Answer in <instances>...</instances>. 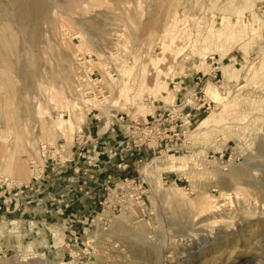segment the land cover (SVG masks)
I'll use <instances>...</instances> for the list:
<instances>
[{"label": "rangeland", "instance_id": "obj_1", "mask_svg": "<svg viewBox=\"0 0 264 264\" xmlns=\"http://www.w3.org/2000/svg\"><path fill=\"white\" fill-rule=\"evenodd\" d=\"M96 1L98 3L90 6L87 13L85 8L89 6L85 3V7L80 6L73 11L76 22L72 21L70 33L79 30L78 26L81 30L83 26L95 37L106 34V46L95 45V49L85 41H79L78 37L64 35L68 42L64 48L62 46V52L68 59V70H65L60 61V36L44 34L45 81L56 88L63 87L67 99L74 103L76 101L75 105H78L70 112L73 114V127L68 128L67 124L64 130H60L55 126V121H58L62 113L64 118L69 119L70 113L61 112L62 107L55 101L43 98L41 108L45 116L42 113L38 115L39 118L32 112L28 122L29 133L24 137L27 143V139H33L34 142L27 144L26 148L29 159L27 171L33 173L31 180L23 183L21 177L17 176H9L12 180L2 178L0 172L1 194L6 195L8 200L12 198L18 207L27 211L23 215L15 212L6 216L0 210V264H29L36 259L37 263L47 260L54 264H96L101 255L108 252L109 244L119 246L122 242L115 235L93 236L101 229L102 223L105 228L108 227L106 231H109L115 217L125 219L129 226L136 225L140 233L151 242H159L160 237L169 232L166 249L169 264H202L210 254L209 249L212 248V251L221 246L222 241L225 245L229 244L227 251L237 253L236 250L243 247L244 241L251 240H248L251 235L244 228H236L232 224L240 222L244 209L257 211L260 214L256 213L255 217L259 215L264 218V156L257 152L258 143L264 135V0H178L177 4L170 0ZM0 3H8V0H0ZM106 5H109L112 13L106 11ZM113 12L120 15L118 20H113ZM166 14L169 17L162 24L160 21ZM149 22H155L156 27L149 33L151 35L147 34L145 27ZM115 30L123 33L119 41ZM165 32L172 38L167 48L163 46ZM159 37H163L162 40ZM78 45L95 56L94 61L98 64L90 63L93 68L100 72L104 69H101L102 64L112 68V77L105 80L109 92L103 100L105 103L91 102L100 115L109 118V125L115 122L117 113H125L129 117L138 116L145 121L151 109L159 105H175V100L181 102L184 99V87L188 91H193L195 87L196 90L203 88L211 107L201 111L199 118L192 119L187 126L184 143L191 146V152L181 151L173 155L167 151H147L142 158H137L135 166L123 170L124 175L110 184L109 197L106 195L103 199L107 203L83 219L82 224L74 227L71 221L74 218L59 222L47 216L42 209L46 202L44 194H36L34 185L48 172L51 163L65 161L69 157L75 134L82 130L87 120V111L78 109L84 103H80L76 94V71H72L75 69L74 54L80 49ZM101 49L105 55L100 57L98 54ZM114 50L117 55L111 59L109 54L116 52ZM148 56L159 62L158 71L163 74L161 81L165 89L162 88L159 94L148 91L149 78L143 69ZM212 60L219 62L222 69L214 79L208 75ZM66 71L72 76L71 88H66L64 84ZM6 74L0 75V86L8 91L10 109L13 111L17 106L22 109L19 120L23 124L24 102H20L22 95L17 92L22 84L7 77L9 73ZM199 75L205 76H202V83L196 86L193 78ZM121 87L124 89L120 94ZM34 91H37L36 87ZM139 93H143V96H139ZM185 96L192 98H189L191 105H196L195 90ZM28 98L34 105L32 95ZM206 118L207 121L199 125ZM40 121L44 124L42 128L49 129V133L43 134ZM213 153H216V158L210 156ZM223 153L226 154L225 160L220 158ZM230 154L232 158L228 160ZM32 158L35 160L31 162ZM176 161L182 167L173 171L175 168H171L170 164ZM232 162L237 168L249 169L257 188L236 183L233 185L236 187L229 190L220 178L229 176V164ZM131 168L136 170V175L131 176ZM234 188L239 191L231 200L226 193H231ZM156 189L165 195L157 201L153 195ZM207 203L216 205V210L209 212ZM104 211L107 214L103 215V220H98L97 217L101 218L100 214ZM14 221L21 222L22 227L11 226ZM173 221L179 225H174ZM233 231L237 233L233 236L238 239L230 234ZM237 231H241V234ZM263 234L264 230L256 237L258 240L253 236L254 240L250 242L254 245L264 243ZM212 243L217 245L213 246ZM259 253L246 255L241 263L264 264V247Z\"/></svg>", "mask_w": 264, "mask_h": 264}, {"label": "bare ground", "instance_id": "obj_2", "mask_svg": "<svg viewBox=\"0 0 264 264\" xmlns=\"http://www.w3.org/2000/svg\"><path fill=\"white\" fill-rule=\"evenodd\" d=\"M170 1L173 4H177L176 2H178V0H170ZM84 3L86 4V6L87 5L89 6V7L85 8L86 13H87L90 6L93 7V6H95V3H98V2L96 0H8V3H0V75L6 76L7 75L6 73H9L10 75H8L7 77H11L16 82L22 84V86H20L21 87L20 90L17 92L22 95V100H20V102L21 101L24 102V108H23L22 114L24 116V121H25L22 124V122L19 120V118H21L20 114L22 112V109H20V106H17L13 111L10 109V105L8 103L11 102V99L8 97V91H6V88H4L3 86H0V172L2 174V178H10L9 176H11V177L13 176V178H14V176H17L19 178L21 177V180L24 181L23 183H27L29 180H31L33 173H29L27 171V161L29 159H28V154L26 152L27 151L26 148H27V144H31L34 142H33V139H27L28 140V143H27L26 139L24 137H25L26 133H29L28 122L32 116V112H35L36 115L38 116V115H41L43 113L42 111H44L41 108L43 98L46 97V98H49L50 100L55 101V103L58 106L62 107L61 112L68 111V114L72 111V109H74L75 106L78 105V104L75 105L76 101L74 103L71 100L67 99V97L65 96V93H64L65 89L63 87H62V89H59V88H56V86L49 85L45 81V78H47V75L45 72L46 61L43 58V55L45 53L44 48H43L44 34H49L50 36L51 35H53V36L59 35L60 36V38H59L60 40L58 42L59 51L61 53L60 54V58H61L60 61L63 63L65 70H68L66 68L68 59L66 58L67 55L65 56L64 52H62L63 51L62 46L64 48V45L68 43L65 40L66 37H74V36L78 37L80 39L79 41H85V43L87 45L94 47V48H95V45L106 46L104 44L105 43L104 41L106 39L105 38L106 34H101L102 35L101 37H99V36L95 37L92 34H90L88 31H86L84 28H82L83 26L81 27V30L78 26L77 28L79 30H77V31L74 30L73 33H70L71 32V23H72V21H75V17L73 16V11L75 9L80 8V6H84L85 5ZM104 3H109V1L108 2L105 1ZM105 8H106V11L108 10L110 13H112L111 8L109 9V5H106ZM115 9L116 8H114V10ZM117 10H118V8H117ZM168 10L170 11V9H168ZM119 17H120V15L113 12V17H112L113 20H118ZM167 17H169V16H167V14H166V16L160 22L163 24V22L165 21V19ZM101 19H99V20H101ZM180 22H181V20H180ZM82 23H83V21H82ZM96 23H98V22H96ZM100 23H102V22H100ZM154 23L149 22V23L145 24V27H146L147 32H148L147 34L151 33V31L154 27ZM80 25H82V24H80ZM104 26H106V25H104ZM88 28H89V26H88ZM154 28H156V27H154ZM100 31H102V30H100ZM111 32L113 33L112 30H111ZM107 33H109V32H107ZM115 33H116L118 41L121 40L120 38L122 37L123 33L116 31V30H115ZM141 33H143V32L141 31ZM64 35H66L65 38L63 37ZM149 35H151V34H149ZM159 35H160V33H159ZM141 36H142V34H141ZM160 36H162V34ZM164 36H165V38L163 41V46L165 48H167L168 43L171 41L172 38H171V35H169L167 32H165ZM139 37H140V35H139ZM136 38H137V36H136ZM162 38H160V39L162 40ZM107 39L109 40V38H107ZM49 41H51V39H49ZM78 48H80L79 51H81L84 54L89 53V52L85 51L82 47H80V45H78ZM107 48H108V46H107ZM108 49H110V47ZM53 51H55V50H53ZM100 51L102 52V49ZM114 51H116V50H114ZM91 52H92V50H91ZM101 52L98 54L100 57L105 55V53H103V52L101 53ZM198 53H200V52H198ZM115 54L117 55V51L116 52H110L109 58L114 59V57L116 56ZM73 59H75V58L73 57ZM111 59H108V60H111ZM88 62L89 63H97V61H94V59H89ZM102 65L103 66L101 67V69L106 68L108 64H102ZM109 67H110V65H109ZM158 67H159V62L156 61V59L152 58L151 56H148L147 60H145V62L143 63V69H144V71H147L146 77L149 78V82L147 83L148 84V91H150L153 94H159L160 90L162 88L165 89V85H164L163 81H161V77L163 76V74H162V72L158 71ZM72 71H75V69ZM75 75H76V73H75ZM71 80H72L71 73L66 71V74L64 76V84H65L66 88H71L72 83H73V82L71 83ZM127 84H128L127 85L128 88H130L129 82ZM121 86H122V84H121ZM35 87L37 89L36 92L34 91ZM3 89L5 90L4 92L2 91ZM123 89L124 88L121 87V89L119 91L120 94L122 93ZM17 92L15 91V97H17V94H16ZM137 92H138V90H137ZM30 95H32V98L35 100L34 105L31 103V101L28 98ZM139 96H143V93H139ZM148 98H149V96H148ZM185 103L186 102H184L178 108L182 107ZM168 107H177V106L173 104V105L168 106ZM46 112H47V110H45V113ZM71 114L72 113H70V115H69L70 118L66 119V118H64V115L62 113L59 116L58 121L57 122L55 121V123H56L55 126H57V128L60 130H64L65 125L68 124L67 125L68 128H72L73 122L71 120ZM43 115H44V113H43ZM38 117L40 118V116H38ZM77 118H78V116H77ZM207 119L208 118L204 119L199 125H202L203 123H205L207 121ZM41 123H43V122L40 121V124ZM41 125H40L41 128L44 127L43 126L44 124H41ZM42 131H43V134L46 132L47 133L50 132L49 129H45V128ZM21 151H24V152H21ZM257 152L260 155L264 156V135L258 143ZM31 160H35V159L32 158V159H30V161ZM30 161H29V163H30ZM170 165H171V168H175L173 171H176L178 169L180 170L182 167L181 163L178 161H176L175 163L172 162ZM229 166H231V171L229 173V176L228 177H226L227 175L221 176V178H220V180L222 182H225L228 185L229 190L232 189L233 187H236V186H233L236 183L237 184L243 183V184L252 186L254 188H257L256 182L251 178V175L249 173V169L237 168L236 164H233V162H232V164H229ZM34 175H36V174H34ZM19 178H17V179H19ZM238 191H239L238 189L236 190L234 188L231 193L227 192L226 195L231 200H233L234 197H236L238 195ZM260 192L262 193V191H260ZM256 193L258 194L259 192H256ZM233 194H235V196ZM153 195L155 196L156 201L162 199L165 196L161 191H157V189ZM205 201H207V200H205ZM206 208L209 212H213L214 210H216V205H214V204L212 205L211 203H207ZM256 213L260 214L257 211H251V210L244 209V212L241 214L240 222L237 225L232 224V226H235L236 228H240V229L244 228L245 231L247 230L249 232L248 234L251 235V237L249 236V238L248 237L247 238H248V240L249 239H251V240H249L247 242L244 241L245 243H244L243 247L236 250L237 253H235L234 251L233 252L227 251L226 249H227V247H229L228 246L229 244L227 243L228 245H225L222 241L223 244L221 243V246L219 245V247L213 248L212 251H210L212 248L209 249L210 254L207 256L208 258L206 257V259H204L203 262L201 261L202 264H243V263H241V261L243 260V258L246 255H249V254L259 255L260 249L264 247V243H260L259 245H254L250 242V241L254 240V239H252L253 236L255 239L258 240V238H256V237L258 235H260V233H262L264 230V218L259 217V215L256 218L255 217ZM104 214H107V213L105 211H104V213H101L100 215H102V217L101 218L97 217L98 220H103ZM192 220H193V218H192ZM126 222L127 221L125 219L115 217L111 223V229L109 231H106L108 227L105 228L104 227L105 224L102 223L101 229L98 230L97 233L93 234V236L95 235V237L96 236L102 237L104 235L105 236L106 235H108V236L115 235L116 237H118L122 240V242L120 243L119 246L113 245L112 243L109 244L108 249H107L108 252L105 255L104 254L101 255L99 261L96 264H169L167 261V257H166V249H167V245H168V239L170 237L169 232H165L163 237L162 238L160 237L159 242H158V240H156L157 242H151L147 239L146 236H144L143 234L140 233V230L138 229V227L136 225L129 226ZM20 223L21 222H19V221H14V222H11L10 225L11 226H18V228H21L22 226ZM140 223H141V221H140ZM173 223H174V225H177V224L179 225V223L176 221H173ZM147 232H148V230H147ZM190 232L191 231H189V234H190ZM240 232H238V233H240ZM235 233H236V231L230 232V234L232 236ZM190 236H191V234H190ZM233 237H234V239L237 238L236 236H233ZM241 237H243V236L241 235ZM118 243H116V244H118ZM201 244H204V243H201ZM196 245H198V244H196ZM214 245L215 244H213V246ZM221 250H223V251H221ZM52 257L55 258L54 253H52ZM249 257H251V255ZM169 260H171V259H169ZM35 261H32L29 264H54V263L47 261V260L44 263H42L41 261H38V263H37Z\"/></svg>", "mask_w": 264, "mask_h": 264}, {"label": "crops", "instance_id": "obj_3", "mask_svg": "<svg viewBox=\"0 0 264 264\" xmlns=\"http://www.w3.org/2000/svg\"><path fill=\"white\" fill-rule=\"evenodd\" d=\"M193 114V119L199 118L200 112L193 111ZM95 115H88L83 124V144L74 142L69 157L56 162L57 165L51 163L48 172L39 179L42 181L38 180L35 182L37 185H34L36 194H44L46 202L42 209L47 216L59 222L74 218L71 220L74 227L100 209L110 184L124 175L123 170L135 166L137 158L147 154V151L141 155L128 151L124 141V126L113 121L109 125V118L99 113L96 119ZM134 170L130 169L133 173L131 176L136 175ZM0 210L6 216L27 212L1 192Z\"/></svg>", "mask_w": 264, "mask_h": 264}, {"label": "built area", "instance_id": "obj_4", "mask_svg": "<svg viewBox=\"0 0 264 264\" xmlns=\"http://www.w3.org/2000/svg\"><path fill=\"white\" fill-rule=\"evenodd\" d=\"M212 58H215L213 56ZM89 59H95L93 54L82 53L77 51L75 54L74 67L76 71V94L83 106H79V110L87 111V115L96 113V119H98V110L92 107L93 101L104 103L106 97H108L109 92L105 86V80L112 77V68L107 66L103 71H99L93 68L88 62ZM87 60V61H86ZM84 63V64H83ZM212 67L210 73V79H214L220 74L221 68L219 62L215 60L211 61ZM202 76L199 75L194 77L196 86L202 83ZM176 86H174L175 88ZM185 88L184 101L177 102L175 100V105L177 107H156V109H151V114L146 115V120L142 121L138 116L129 117L125 113H117L115 115V122L124 126L125 143L127 145L128 151H132L137 155L143 154L145 151L161 152L167 151L172 152V154L183 152H191V146L184 143L185 133L188 124L194 118L193 111L201 112L207 111L211 107V102L206 100V94L201 88L200 90H195V96L197 97L196 105H191L189 100L191 97L185 96L188 91ZM198 94L201 96L198 97ZM190 98V99H189ZM188 100V101H187ZM184 102H186L182 107ZM150 108H152L150 106ZM74 142L77 145H82L84 142L83 131H78L75 134ZM216 158V153L210 155ZM226 154L220 155L221 160H225ZM232 155L230 154L228 160H231ZM61 161V160H60ZM35 178V177H34ZM142 188V186L140 187ZM107 197H109V189H107ZM108 200V199H106ZM107 201L103 202V206Z\"/></svg>", "mask_w": 264, "mask_h": 264}]
</instances>
